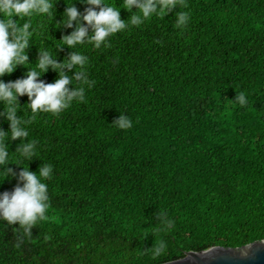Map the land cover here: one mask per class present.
Returning a JSON list of instances; mask_svg holds the SVG:
<instances>
[{
	"label": "trees",
	"instance_id": "1",
	"mask_svg": "<svg viewBox=\"0 0 264 264\" xmlns=\"http://www.w3.org/2000/svg\"><path fill=\"white\" fill-rule=\"evenodd\" d=\"M65 2L57 0L52 22L34 19L43 27L28 64L39 48H52L58 62L73 51L54 45L73 30L56 25ZM72 2L81 13L87 7ZM186 3L181 10L191 19L182 33L173 26L176 9L110 37L108 48L77 49L89 57L95 86L86 103L59 116L41 113L29 125L39 153L29 170L54 168L50 208L20 247L19 225L0 222V264H162L264 240V0ZM130 15L121 9L122 20ZM26 72L18 66L2 79ZM57 76L49 70L40 79ZM240 92L244 107L233 101ZM18 99L21 107L29 102ZM120 113L133 121L130 129L111 125ZM0 130H9L3 118ZM19 143L9 142L10 153ZM16 185L6 180L0 193ZM161 210L174 222L170 231H156ZM161 238L169 250L154 259L149 249Z\"/></svg>",
	"mask_w": 264,
	"mask_h": 264
},
{
	"label": "clouds",
	"instance_id": "2",
	"mask_svg": "<svg viewBox=\"0 0 264 264\" xmlns=\"http://www.w3.org/2000/svg\"><path fill=\"white\" fill-rule=\"evenodd\" d=\"M78 2L87 5L84 12H79L72 0L70 3L65 2L67 6L62 19L56 24L60 25L59 28L73 29L54 44L57 49L66 47L73 50L68 58L58 62L53 49L44 47L39 48L37 61L30 65L27 49L34 45L32 41L43 27L40 20L53 21L57 0H0V105L3 108L0 118L5 119L9 125L7 132L0 130V185L6 180L17 181L11 193H0V222L6 226L19 225L18 232L13 229L17 236L16 247L31 239L32 230L39 222L47 219L50 208L48 182L54 174L53 166L47 163H42L36 172L29 170V163L38 159L39 154L37 141L28 139L29 125L41 113L59 116L74 103H86V93L96 83L89 78V57L77 49L84 46L97 50L108 48L110 37L141 27L154 17H165L176 9L178 11L173 26L179 33L187 28L191 19L188 11L181 10L187 9L186 0H122L123 7L119 9L106 0ZM121 9L131 13L127 21L121 19ZM35 18L40 20L34 23ZM18 66L27 68L25 78L6 83L2 78L11 75ZM65 69L74 71V74L69 76ZM49 70L58 74L54 83L40 79ZM70 84L71 88L68 87ZM23 96H27L29 102L21 107L18 98ZM233 101L241 107L248 104L244 92L236 94ZM25 107L28 109L27 119L24 118ZM19 112L24 113L23 117L18 116ZM111 125L119 130H127L133 126V121L126 114L120 113ZM16 140L20 143L16 151L10 153L9 142ZM13 158L15 162H11ZM21 161H26L27 166H22ZM9 165H16L21 170L17 172ZM157 219L158 232H167L174 227V222L168 218L165 210L160 211ZM168 250L164 238L149 249L154 259L166 255Z\"/></svg>",
	"mask_w": 264,
	"mask_h": 264
},
{
	"label": "water",
	"instance_id": "3",
	"mask_svg": "<svg viewBox=\"0 0 264 264\" xmlns=\"http://www.w3.org/2000/svg\"><path fill=\"white\" fill-rule=\"evenodd\" d=\"M162 264H264V240L237 248L215 246L187 252L183 258Z\"/></svg>",
	"mask_w": 264,
	"mask_h": 264
}]
</instances>
